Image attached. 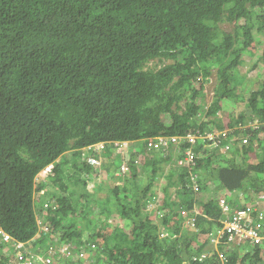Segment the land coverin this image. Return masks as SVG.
Segmentation results:
<instances>
[{"label": "trees", "instance_id": "obj_1", "mask_svg": "<svg viewBox=\"0 0 264 264\" xmlns=\"http://www.w3.org/2000/svg\"><path fill=\"white\" fill-rule=\"evenodd\" d=\"M248 59L264 65V0H0V226L31 253L71 244L54 264H198L204 252V264H222L209 234L226 215L208 185L218 181L232 206L264 193V70L243 91ZM213 68L205 109L196 99ZM245 100L225 122L226 105ZM196 129L236 141L223 152L200 138L192 168L177 166L187 142L180 153L148 149L156 136ZM117 141L140 147L121 180ZM102 174L113 181L90 191L87 176ZM42 191L51 201L37 211ZM195 203L203 214L184 225ZM38 219L48 230L39 237ZM246 245L226 264H264V249Z\"/></svg>", "mask_w": 264, "mask_h": 264}, {"label": "built area", "instance_id": "obj_2", "mask_svg": "<svg viewBox=\"0 0 264 264\" xmlns=\"http://www.w3.org/2000/svg\"><path fill=\"white\" fill-rule=\"evenodd\" d=\"M255 126L258 127V124ZM226 133L227 131H217L216 133H213L208 131L203 132L200 129H196V132H189L178 136L166 137V135H161L152 138L148 142V146L150 149L159 147L165 149L168 148L170 144L175 143L179 148V146H182L185 142H187L189 143V146L185 149L183 157L180 153L177 165L192 168L197 164L198 156L195 153L194 148L199 144L200 138L214 139L216 141V145H218L220 150L223 152L232 149V145L236 141L234 137H228L226 138V141L219 139L221 135L225 136ZM243 142H247V139H243ZM116 145L118 146V149H121L120 146L122 145H127V149L122 150V154L125 155L129 152V141H117ZM89 148L103 149L104 143L92 145L89 146ZM88 161L97 168H100L102 165V161L94 156L89 157ZM50 167L51 166H48V168ZM129 172L130 166L126 161H124L121 165L120 171L115 172L114 175L120 177L128 174ZM118 179L120 180V178ZM191 179L193 189H195V191H199L200 179H198L197 175H193ZM118 183H120V181H118ZM262 201H264V193L258 194L253 198V201L246 203V205L232 206L226 198H220V206L223 214L226 216L225 219H221L222 225H220L219 229L220 234H218L216 230L211 233L210 243L213 245L250 244L252 247H264V231L262 230V225H264V208L261 207V203H263ZM196 212H201V210L197 209ZM184 214H186V212ZM188 222H190V219ZM10 239L11 236L5 230L0 228V249H2L0 253V261H4V264H11L10 262H17V264H54L56 253L63 252L67 255L72 254V251L70 252L71 244H63L60 245L59 248L52 250L48 248L47 251H42L35 255L31 254V251L28 250V242L15 241L16 247L13 249V246L9 243ZM215 239H217V242L214 244L212 240ZM218 254L223 260L225 257L227 258V255L223 251ZM206 257L207 253H203L195 259L203 261Z\"/></svg>", "mask_w": 264, "mask_h": 264}, {"label": "rangeland", "instance_id": "obj_3", "mask_svg": "<svg viewBox=\"0 0 264 264\" xmlns=\"http://www.w3.org/2000/svg\"><path fill=\"white\" fill-rule=\"evenodd\" d=\"M261 53V50L259 49V50H257L256 51V57L258 56L257 54H260ZM151 66H153V65H151ZM247 70H250L249 72H246ZM260 70H264V65L262 66V65H259V67L255 70V69H253V62H252V60H249L248 59V61L246 62V64H244V66H242V71H243V73L245 74V79H243L244 80V85H242L241 86V89H243V91H245L246 90V88L249 86V84L254 80V78L256 77V76H259V75H261V71ZM216 72H217V70H216V68L214 69L213 68V71H212V74H211V76H210V80L204 85V88L202 89V96L200 97H198L196 100H198V102L200 103V104H202V102H203V104H202V106L206 109L207 108V106H208V104L211 102V100H212V98H213V96H214V91H215V88H216V84H217V74H216ZM256 81H259V78H256ZM178 85L179 84H177L176 85V89L178 90ZM195 87L196 88H198V89H200V81H198V82H196L195 83ZM179 91V90H178ZM183 103V102H182ZM247 103H246V100H245V102L244 101H239V102H237L236 104H233V106H231V104H228V105H226V107L223 109V111H222V115L221 116H224V118H225V122H229L230 121V119H229V114L231 113V112H233L234 111V113L236 114V113H239L240 111H242L243 109V111H245V109H246V107H247V105H246ZM200 115H202L199 119L200 120H207V116L205 115V114H200ZM254 125H257V123H254L253 124V126ZM120 148L121 149H117L118 150V153L120 154V156H121V159L122 160H124V154H122V150H124V149H127V145H122V146H120ZM150 151V150H149ZM130 152H132V150L130 149ZM150 152H152V151H150ZM141 162V161H140ZM140 164V163H139ZM138 164V165H139ZM121 165H122V162H121ZM119 168H121V167H119ZM136 172H138V170H139V174H141L140 175V177L142 178V176H143V171H142V166L141 167H139L138 166V168L136 167ZM132 175V174H131ZM92 178V177H91ZM129 178H130V176H129ZM87 179L89 180L88 181V189L90 190V191H93L94 189L92 188L93 187V185H94V183L97 181V182H101V183H108V181H113V179L112 178H108V176L107 175H105V174H102V175H97V176H95V178H93V179H90V178H88V176H87ZM201 179V178H200ZM141 180V179H140ZM115 184V183H114ZM219 185H220V183L218 182V181H215V182H213V181H211L210 182V185H208V189L206 190V192H205V195H207V196H209V195H215L216 193V191L218 190V187H219ZM173 188H175V187H173ZM227 191H225L224 193L226 194V195H228L229 193H226ZM42 194L43 195H40V194H37V202L38 203H40V204H42V205H46L48 202H50L51 201V199H50V197L49 196H45V195H47V193L45 194V193H43L42 192ZM222 194V193H221ZM101 195L103 196L104 195V193H102V191H101ZM102 196H100V197H102ZM236 201V203L235 204H240V205H242L244 202H239V200H235ZM47 202V203H46ZM237 204V205H238ZM263 204H264V201H263ZM41 206V205H40ZM39 205L37 206V211L39 210V207H40ZM196 207H198V206H202L201 204H199V203H197V205H195ZM150 210H153V207H151L150 208ZM219 229H220V226H216L215 228H214V231L216 230V232L218 233V234H220L219 232ZM212 233V232H211ZM211 233L209 234V236L211 235ZM213 242H214V244L217 242V239H215V240H212ZM209 245H210V247H211V249H213V248H215V252H217V253H219V252H221V250H220V248L221 247H223L224 245L223 244H215V245H213V244H211V243H209ZM233 244H230V245H228V247H231Z\"/></svg>", "mask_w": 264, "mask_h": 264}, {"label": "clouds", "instance_id": "obj_4", "mask_svg": "<svg viewBox=\"0 0 264 264\" xmlns=\"http://www.w3.org/2000/svg\"><path fill=\"white\" fill-rule=\"evenodd\" d=\"M210 80V79H209ZM254 123H257L258 124V127H259V123L257 122V121H249V124L252 126V127H254V128H258V127H256L255 125L253 126V124ZM240 126V125H239ZM206 131H208V132H212V131H210V130H206ZM205 132V131H204ZM181 135V134H180ZM172 136H178V135H166V137H172ZM156 137H158V136H156ZM120 142V141H119ZM130 142V141H129ZM136 145L135 143H133V141H131L130 142V148H129V152H127V154H130V153H133V152H137L138 150H140V147H139V144H137V146H138V148L137 149H134L133 148V145ZM147 145H148V142H147ZM171 147H174V149H175V151H176V153H180V152H178L177 150H179V149H181V147L182 146H179V148H178V146L175 144V143H172V144H170V146L168 147V148H171ZM130 149L132 150V152H130ZM148 149L150 150V151H155V150H157L156 148L155 149H150V147L148 146ZM127 154H125L124 155V159L125 160H123V162L124 161H126L128 164H129V160H128V158H127ZM143 154H141L140 156L138 155L137 157H136V160H137V163L139 164L140 163V161L141 160H143ZM102 161V160H101ZM122 162V163H123ZM49 166V165H48ZM48 166L44 169V170H42L41 172H40V174H39V177H42V176H46L47 174H48V172L50 171V169H51V167L50 168H48ZM177 166H179V165H177ZM121 167V166H120ZM140 167V166H139ZM118 178H120V177H118ZM119 180V179H118ZM120 180H121V178H120ZM118 182V181H117ZM191 184H192V182H191ZM192 186V185H191ZM43 193H44V191H42ZM216 194V197H217V200H218V202L220 201V198H226L227 200H229L230 198H227V197H225L226 196V194L225 193H220V192H215ZM40 194V193H39ZM242 195V192H239L238 193V196L240 197ZM36 200H37V194H36ZM41 206H42V204H40ZM195 205H197V203H195ZM193 206V208H191V209H187L186 208V214H184V221H183V223H184V225H187V224H189V223H191L192 222V224L193 225H196V223H197V219H198V216L199 215H202L203 214V211H202V207L201 206H198V207H196V206ZM219 205H220V202H219ZM235 205H237V204H235ZM41 206L39 207V210L38 211H40V209H41ZM153 207V206H152ZM221 207V206H220ZM201 210V212H196V210ZM190 219V222H188V220ZM167 233H162L161 235L163 236V235H166ZM244 246H246V245H232L231 247H228V245H224L223 247H221L220 249H221V251H223L226 255H227V258L225 257V259L223 260L222 259V257L217 253V252H215V249L213 248V249H211V251L213 252V253H215V255H217V257L219 258V260L222 262V264H226V260L229 258V252H231V251H233L235 248H237V247H239L241 250H244ZM259 247H261V246H259ZM255 247H253V249H254ZM263 249H264V247H262ZM205 253V252H204ZM203 253H201V254H196V255H194V257H193V260L195 261V262H199L198 264H204L207 260H208V257H209V254L207 253V257L203 260V261H200V260H198V259H195L196 257H199V256H201Z\"/></svg>", "mask_w": 264, "mask_h": 264}, {"label": "bare ground", "instance_id": "obj_5", "mask_svg": "<svg viewBox=\"0 0 264 264\" xmlns=\"http://www.w3.org/2000/svg\"><path fill=\"white\" fill-rule=\"evenodd\" d=\"M235 128V127H234ZM254 128V127H253ZM224 131V130H223ZM223 136V135H222ZM224 137V136H223ZM204 139H206V138H204ZM222 139V138H221ZM207 140V139H206ZM123 142V141H122ZM120 171V170H119ZM40 216V215H39ZM40 218V217H39ZM38 222L40 223V229H39V231H38V233H37V237H39V236H41L42 235V233L44 232V233H46L48 230H47V228H45V227H43V226H41V220L40 219H38ZM0 228H2L1 226H0ZM3 229V228H2ZM4 230V229H3ZM6 231V230H5ZM7 232V231H6ZM10 236H11V239H10V241H9V243H11V242H13V241H20V240H17L16 238H14L9 232H7ZM25 242V241H24ZM29 246H28V250H29ZM23 249V248H22ZM30 251V250H29ZM39 252H32L31 254H38ZM11 264H17V262H10Z\"/></svg>", "mask_w": 264, "mask_h": 264}]
</instances>
